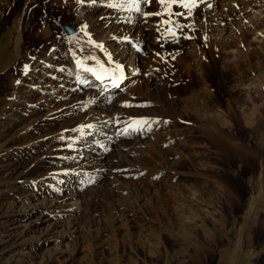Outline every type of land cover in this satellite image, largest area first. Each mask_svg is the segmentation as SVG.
<instances>
[{
  "label": "rangeland",
  "instance_id": "obj_1",
  "mask_svg": "<svg viewBox=\"0 0 264 264\" xmlns=\"http://www.w3.org/2000/svg\"><path fill=\"white\" fill-rule=\"evenodd\" d=\"M229 1L0 0V264H264V2ZM82 25L125 89L75 84Z\"/></svg>",
  "mask_w": 264,
  "mask_h": 264
},
{
  "label": "bare ground",
  "instance_id": "obj_2",
  "mask_svg": "<svg viewBox=\"0 0 264 264\" xmlns=\"http://www.w3.org/2000/svg\"><path fill=\"white\" fill-rule=\"evenodd\" d=\"M229 2L230 4L228 5H230L229 10L231 11V15L240 16V15L247 14L248 9L250 10L254 8L256 5L262 4L264 0H230ZM225 8L222 7V10L225 11ZM263 9H264V5H263ZM263 12L264 11H262L261 13L259 12V13L262 14ZM107 16H112V18L109 21L106 20L110 24H113L114 22H124L125 24L128 22H131L130 19H118V17H121L120 15L119 16L107 15ZM114 17L117 18L115 21L113 20ZM259 19H258L259 20L258 22H253L252 24H249L250 29L248 32H250V34L252 32L257 31L259 27L264 24V15H262ZM95 25L96 24H94V26ZM83 27L84 26L82 25L79 30L84 32L87 35L86 36L87 41L84 42L82 37H80L79 40L77 41L78 44H73V47H75V50H73L75 52L73 53H77L78 51H80L82 55H85L88 57H84V60H83L80 58V56H78L76 60H73L72 62L74 69L76 71L75 79L73 78V81H75V84L77 82L81 84H85V83H97L98 84L99 83L98 85L102 89L101 95L109 93L111 89L114 87L124 88L128 83L127 81L128 78L138 73V68L134 64L135 61L132 60V57H131L133 52L132 53L129 52L130 44L127 42V44H124L123 46L120 47L117 53L119 52V54H122V55H121V58H117V56L114 55V53H112V52H115L116 49H111L110 47L106 46V44H103L102 41L100 42L98 39H96L94 36H90L89 32H86L88 28L83 29ZM130 29H132V27ZM69 43H71L70 39H69ZM242 43L241 44L243 45V48H244V46L250 44V40L249 41L243 40ZM102 45H103V49L101 50L100 47ZM208 46H211L209 42H208ZM208 48L209 47H207V49ZM125 53L126 54L130 53L126 62L123 61V59L127 56V55H124ZM110 74H111V77L109 76ZM104 96L105 95H103V97ZM100 153L101 152H99L98 149H92V150H86V151L84 150L82 155L92 157V159H95L94 163L89 164L88 166H86L85 168H82L81 170L78 168H73L72 170L74 173L72 171H69L68 177L70 175V178H72L74 174L76 175L79 171L85 176L89 175L90 171H95L96 173L98 171L99 172L102 171L101 168L103 167V163L100 161L101 160Z\"/></svg>",
  "mask_w": 264,
  "mask_h": 264
},
{
  "label": "water",
  "instance_id": "obj_3",
  "mask_svg": "<svg viewBox=\"0 0 264 264\" xmlns=\"http://www.w3.org/2000/svg\"><path fill=\"white\" fill-rule=\"evenodd\" d=\"M64 29L68 32V33H72L73 32V28L72 26L68 25V24H64Z\"/></svg>",
  "mask_w": 264,
  "mask_h": 264
},
{
  "label": "snow or ice",
  "instance_id": "obj_4",
  "mask_svg": "<svg viewBox=\"0 0 264 264\" xmlns=\"http://www.w3.org/2000/svg\"><path fill=\"white\" fill-rule=\"evenodd\" d=\"M162 2H163V0H162ZM184 6H185V7H189V5H188V4H184Z\"/></svg>",
  "mask_w": 264,
  "mask_h": 264
}]
</instances>
